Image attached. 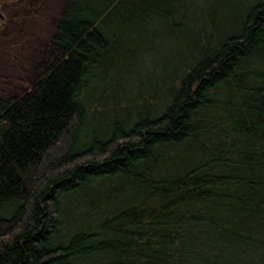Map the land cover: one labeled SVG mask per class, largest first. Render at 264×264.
I'll return each instance as SVG.
<instances>
[{
  "label": "trees",
  "instance_id": "trees-1",
  "mask_svg": "<svg viewBox=\"0 0 264 264\" xmlns=\"http://www.w3.org/2000/svg\"><path fill=\"white\" fill-rule=\"evenodd\" d=\"M45 18L35 80L0 94V264H264V0Z\"/></svg>",
  "mask_w": 264,
  "mask_h": 264
},
{
  "label": "rangeland",
  "instance_id": "rangeland-1",
  "mask_svg": "<svg viewBox=\"0 0 264 264\" xmlns=\"http://www.w3.org/2000/svg\"><path fill=\"white\" fill-rule=\"evenodd\" d=\"M26 1L7 0L0 6V33L3 34L0 40V94L19 95L35 80L34 57L47 45V35L51 31L45 16L61 3V0H41L43 4L38 9L42 13L20 21L21 17L15 15L22 12L23 5L26 7ZM13 9L15 12L11 14ZM6 13L13 19L7 21Z\"/></svg>",
  "mask_w": 264,
  "mask_h": 264
}]
</instances>
